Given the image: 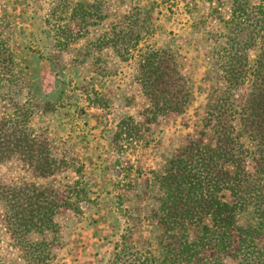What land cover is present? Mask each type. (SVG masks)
<instances>
[{
	"label": "rangeland",
	"instance_id": "rangeland-1",
	"mask_svg": "<svg viewBox=\"0 0 264 264\" xmlns=\"http://www.w3.org/2000/svg\"><path fill=\"white\" fill-rule=\"evenodd\" d=\"M229 3L0 0V116L19 107L28 120V137L44 144L42 157L46 150L66 162L59 174L39 175L13 155L0 161V185L80 182L66 188L71 205L57 208L55 233L45 236L54 239L49 264H107L120 234L139 246L160 233L140 218L157 205L150 171H162L166 160L190 142L206 140L202 119L214 75L211 35L228 17ZM131 12L121 20L122 28L109 29ZM150 50L166 58L168 75L158 82L165 97L159 103L182 96L185 110L157 114L137 136H114L125 113L145 121L143 106L152 99L136 70L142 52ZM10 74L19 79L8 82ZM75 188L84 197H75ZM0 258L2 264H25L1 210Z\"/></svg>",
	"mask_w": 264,
	"mask_h": 264
},
{
	"label": "trees",
	"instance_id": "trees-1",
	"mask_svg": "<svg viewBox=\"0 0 264 264\" xmlns=\"http://www.w3.org/2000/svg\"><path fill=\"white\" fill-rule=\"evenodd\" d=\"M228 9L220 30L211 35L214 75L202 119L206 140L190 142L166 160L162 171H150L157 205L140 218L160 233L139 246L120 234L107 264H264V0L254 5L230 0ZM131 14H123L109 29L122 28L121 20ZM161 52L144 51L137 62L138 79L152 99L143 106L145 121L125 113L114 136H137L139 127L157 114L185 110L182 96L159 103L165 96L158 82L168 75ZM16 79L10 74L5 80ZM13 109L0 116V161L18 154L36 174L62 172L64 157L46 150L42 157L44 144L28 137V120L19 107ZM79 183L77 178L72 185H0L2 223L20 244L25 264H49L54 239L45 236L55 233L57 208L71 205L65 193ZM83 193L75 188L73 195Z\"/></svg>",
	"mask_w": 264,
	"mask_h": 264
}]
</instances>
